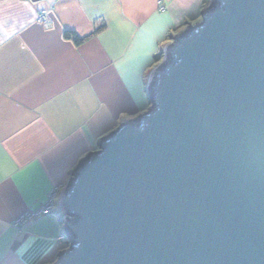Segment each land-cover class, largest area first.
<instances>
[{"label": "water", "instance_id": "95a60500", "mask_svg": "<svg viewBox=\"0 0 264 264\" xmlns=\"http://www.w3.org/2000/svg\"><path fill=\"white\" fill-rule=\"evenodd\" d=\"M162 53L151 109L70 172L49 264H264V0H208Z\"/></svg>", "mask_w": 264, "mask_h": 264}, {"label": "crops", "instance_id": "0c3cea01", "mask_svg": "<svg viewBox=\"0 0 264 264\" xmlns=\"http://www.w3.org/2000/svg\"><path fill=\"white\" fill-rule=\"evenodd\" d=\"M205 3L0 0V264L57 259L56 196L50 212L16 219L39 211L120 121L149 109L153 57L200 22Z\"/></svg>", "mask_w": 264, "mask_h": 264}, {"label": "built area", "instance_id": "2783aa9c", "mask_svg": "<svg viewBox=\"0 0 264 264\" xmlns=\"http://www.w3.org/2000/svg\"><path fill=\"white\" fill-rule=\"evenodd\" d=\"M206 7V6H205ZM205 9V8H204ZM39 20H43L44 19V12H41L38 16ZM163 54V53H162ZM162 58H163V55H162ZM162 58L159 60L161 62ZM159 61L157 62V64L159 63ZM156 64V65H157ZM151 103H150V107L149 109H151ZM148 109V110H149ZM71 178V174H69L68 176V179H67V182L64 184L67 185L69 180ZM62 186V188L64 187ZM62 188H60V190H56V189H53L50 193H49V198H48V201L42 206V208L37 211V212H33V211H28V212H24L21 216H19L16 221H15V225L16 226H23L25 222L29 221L30 219L34 218L35 216L39 215L40 213H47V212H50L51 211V208L52 206L54 205V197L56 196L57 197V204L59 206V203H58V197H59V194L62 190ZM60 209V207H59ZM62 225V224H61ZM60 239L63 240L65 242V248H67L69 245H70V239L66 237V235L63 233H61V236H60Z\"/></svg>", "mask_w": 264, "mask_h": 264}, {"label": "trees", "instance_id": "16d2710c", "mask_svg": "<svg viewBox=\"0 0 264 264\" xmlns=\"http://www.w3.org/2000/svg\"><path fill=\"white\" fill-rule=\"evenodd\" d=\"M66 35H68L69 36V32H66L65 33ZM73 35V34H72ZM85 38V37H84ZM84 38H80V37H78V36H76V35H73V39H74V41L76 42V43H80ZM160 54H156L154 57H153V59H154V61L157 63L160 59Z\"/></svg>", "mask_w": 264, "mask_h": 264}, {"label": "rangeland", "instance_id": "374dc122", "mask_svg": "<svg viewBox=\"0 0 264 264\" xmlns=\"http://www.w3.org/2000/svg\"><path fill=\"white\" fill-rule=\"evenodd\" d=\"M207 3H208V0H206V3H205V6L207 5ZM164 47V46H163ZM160 54V53H159ZM161 56H160V58L159 59H161L162 58V51H161V54H160ZM160 62V61H159ZM150 69H152V68H149V70H148V72H147V74H146V77H145V87H146V90L148 89V77H149V73H150Z\"/></svg>", "mask_w": 264, "mask_h": 264}]
</instances>
